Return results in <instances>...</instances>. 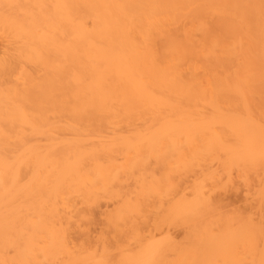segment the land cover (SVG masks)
I'll return each mask as SVG.
<instances>
[{"label":"bare ground","instance_id":"1","mask_svg":"<svg viewBox=\"0 0 264 264\" xmlns=\"http://www.w3.org/2000/svg\"><path fill=\"white\" fill-rule=\"evenodd\" d=\"M262 121L264 0H0V264H60L133 230L167 258L259 264V160L205 185L199 231L157 224L146 186L183 155L197 163L171 179L196 196L220 168L209 149ZM129 201L141 214L109 223Z\"/></svg>","mask_w":264,"mask_h":264},{"label":"clouds","instance_id":"2","mask_svg":"<svg viewBox=\"0 0 264 264\" xmlns=\"http://www.w3.org/2000/svg\"><path fill=\"white\" fill-rule=\"evenodd\" d=\"M238 148L247 162L260 161L264 153V126L260 124L258 129H243L238 138ZM214 209L201 206L193 210L192 205L177 203L174 199H165L159 202L153 209L155 222L161 223H184L191 225L199 231L200 222ZM218 237L201 232L199 243H215ZM146 235L139 230L133 232L126 238V242L115 248L104 246L94 250H81L71 254L70 258L60 264H220V262L207 261L195 258H167L162 252L164 246H155L145 243ZM197 245H193L195 251ZM223 264H254L252 261L237 260L224 261ZM259 264H264L261 259Z\"/></svg>","mask_w":264,"mask_h":264},{"label":"snow or ice","instance_id":"3","mask_svg":"<svg viewBox=\"0 0 264 264\" xmlns=\"http://www.w3.org/2000/svg\"><path fill=\"white\" fill-rule=\"evenodd\" d=\"M264 126V121L261 122ZM209 155L211 156L214 163H218L220 168L209 174L207 172L203 173V178L198 179L197 187L195 189L197 195L189 198L187 196H177L176 194V184L173 182L171 177L179 172L187 171L190 167L197 163L195 158H189L181 156L173 157L174 163L171 166V170L164 177L157 178L160 183H153L146 186V194L149 197H156L157 204L164 201L165 199H174L179 203H189L192 205L193 210L199 209L201 206H207L211 209L215 208L212 199L204 193L208 192L209 189L205 186L209 183L215 184L217 174L231 175V172L235 169H239L242 174H246L247 169L241 167L242 164L246 163L245 157L241 154L238 148V140H233L229 142H222L218 147H212L209 149ZM261 168H264V153L261 154L259 161ZM89 182H93L90 181ZM83 195V193H82ZM259 195L261 200L262 208H264V179H262L261 187L259 189ZM88 198H92V194H88ZM128 209L121 211L118 217H109V223L118 224L126 215L137 214L140 215V211L135 202H128ZM175 222L169 223L170 225ZM262 230H264V222L261 224ZM187 234L184 239L187 240ZM183 243V241H181ZM37 264H45V262H37Z\"/></svg>","mask_w":264,"mask_h":264},{"label":"rangeland","instance_id":"4","mask_svg":"<svg viewBox=\"0 0 264 264\" xmlns=\"http://www.w3.org/2000/svg\"><path fill=\"white\" fill-rule=\"evenodd\" d=\"M236 199H237V198H236ZM231 200H233V199L231 198ZM237 204L240 205V202H238Z\"/></svg>","mask_w":264,"mask_h":264}]
</instances>
